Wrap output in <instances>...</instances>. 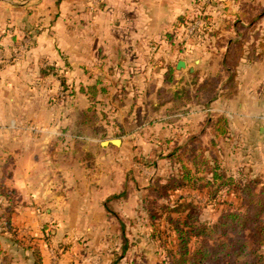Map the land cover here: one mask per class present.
<instances>
[{
    "label": "crops",
    "instance_id": "0c3cea01",
    "mask_svg": "<svg viewBox=\"0 0 264 264\" xmlns=\"http://www.w3.org/2000/svg\"><path fill=\"white\" fill-rule=\"evenodd\" d=\"M202 1L205 0H24L12 9L13 3L0 0V155L11 154L7 160L12 159V166L17 170L9 179L16 181L14 187L21 189L26 184L39 186L29 193V203L24 201L26 198L21 200L15 215L28 216L29 224H23L30 234L28 240L39 243L42 253L45 245L53 248L51 239L44 236L46 227L51 224L55 233L59 231L71 236L75 233L90 234L107 226L113 229V219L107 209L121 215L116 208L119 200L107 202V197L117 193L119 186L117 170L112 164L108 170L106 197L102 195L104 187L97 189L102 193L99 197L90 190L83 191L81 178L92 170V165L87 167L72 155L78 150L73 142L82 139V136L72 133L70 112L61 120H56L52 96L59 81L44 66L58 64L60 58L67 59L70 65L78 63L83 75L78 84L80 87L96 84L106 90L108 86L98 74H112L118 67L127 69V82L136 77H140L145 84L153 81L146 86L150 87V93L158 88H179L178 83L183 82L185 75L187 84L193 88L195 81H202L208 74L220 73L223 80L217 88L221 92L205 106L207 110L191 109L189 119H195V125L202 120L203 125L211 128L215 115H220L229 127L230 120L225 115L230 101L236 98L239 107L244 109L252 100L254 108L259 110L249 122L245 121L243 133L247 132L248 138L260 148L254 149L257 154L249 156L247 143L243 151V167L264 180V34L258 33V27L254 32L249 31L253 26L264 25V18L250 19L246 17V12L243 15L242 10L250 6L243 8L241 1L245 4V1L253 3L255 0H215V9L221 8L222 18L217 32L214 30L211 35L215 37L213 47L200 52L168 47V35L178 17L188 14ZM259 6L264 8V0ZM233 8L236 11L232 12ZM74 24L80 26L79 32L71 31L70 26ZM247 25L250 27L247 28ZM63 26L68 27L64 30ZM245 29H248L247 33ZM237 40L241 43L239 59L236 67L232 68L233 60L228 62L227 56L235 52L234 41ZM193 52L198 54L192 55ZM151 56L158 57L161 63L154 69L147 63ZM172 57L178 58L171 63ZM179 60L184 62V67L177 68ZM167 66L173 67V79L169 83L164 81ZM214 66L216 68L212 69ZM249 70L254 74L253 79L249 80L243 92V71L250 74ZM153 72L159 74L153 76ZM228 72H235V77L226 91L228 87L224 79ZM192 75L196 77L192 80L193 84L188 78ZM132 88L142 89L136 85ZM80 98L79 109H84L88 106L87 94L80 92ZM214 105L220 109L217 110ZM181 114H168L167 108H164L159 120L167 129L170 118L179 116L178 121H188L185 112V117ZM206 117L208 122L204 121ZM118 123L112 122L106 136L91 144V148L96 150L90 152L94 159L97 160L99 154L112 159V153H119L122 142L101 145L102 140L109 139L116 131L123 132L118 129ZM180 127L186 128L184 125ZM228 127L224 131L231 134L233 130L229 133ZM182 129L179 128V131ZM94 163L93 168L96 169V161ZM98 217L100 219L96 221ZM74 241L78 240L57 243L54 248L56 261L62 262L69 252L71 257L75 255L71 252ZM73 259L69 260L70 264H73Z\"/></svg>",
    "mask_w": 264,
    "mask_h": 264
},
{
    "label": "rangeland",
    "instance_id": "374dc122",
    "mask_svg": "<svg viewBox=\"0 0 264 264\" xmlns=\"http://www.w3.org/2000/svg\"><path fill=\"white\" fill-rule=\"evenodd\" d=\"M1 1L13 3L11 7L15 9L16 3L24 0ZM255 1L253 3L245 1V4L241 1L243 8L250 6L242 10L243 15L246 12L248 13L246 17L250 19L264 18V8H260L261 6H259L263 0ZM214 5H217L215 4V0L200 2L197 12L204 13L206 21H203L202 18H197L184 30H177L176 34L173 32L172 36L174 38H171L172 42L168 41V47L172 46L174 50L179 51L183 48L186 49V52L193 51V49L200 52L205 51L210 46L213 47L215 37L213 38L210 33L211 30H216L215 32H217L219 21L222 18L221 8L215 9ZM231 11H236V9L233 8ZM195 13V8H193L187 15L191 17L195 16ZM196 14L199 15L200 13ZM234 14L231 13V15ZM191 24H195V26L197 24L199 28L202 27L201 30L198 29V34L194 30L189 31ZM37 27L35 26L34 28ZM67 27L63 26V29L65 30ZM256 27H258V33L264 34V25L253 26L249 31L254 32ZM79 28L80 26L76 24L70 26L71 31L75 32H79ZM230 30H233V28ZM246 31L248 32V29L244 30V32ZM191 54L197 55L198 53L193 52ZM177 58L173 59L172 57L170 59L171 63ZM148 60L149 62L147 61V63L152 69L161 64L156 56H151ZM44 66L46 68L52 66L57 70L54 76L59 81V85L52 96L56 106L54 107L56 120H61L66 113L70 112L72 116L71 127L75 128L76 113L81 103L80 86L78 85L81 76H83L80 72L81 68L78 63L70 65L69 61L64 58H60L58 64H45ZM215 68L216 66L212 69ZM126 71L125 67H118L112 74H101L102 76L98 74L99 78H101L100 80L108 86L106 92H99L98 94V98L103 102L97 105V112L100 116L99 125L109 129L112 122H119L118 129L123 132L108 137L109 139L119 138L122 140L120 141V144L122 142V148L119 153H112V159H107L105 154H97V160L94 159V156L90 152L91 150L96 152V150L95 148H91V144H95L96 142L94 141L97 140L99 142L101 137L100 135L89 133L81 134L82 139L73 142L78 150L72 152L74 158L79 159L81 164L87 167L92 165V170L81 178L83 179L81 182L84 186L83 191L90 190L93 192L92 194H98V197L103 193V197H106V190L109 189L106 186L109 183V180H107L110 174L108 170L111 164L117 170L116 179L119 182L117 192H122L123 190L127 193V198L122 197L118 199L119 203L116 204L122 220L118 219L117 221L111 216L113 219L112 230L107 226L98 232L90 234L75 233L72 236L59 231L53 232L54 225L51 224L50 227H46L47 233L44 236L51 239L53 248H48L46 245L43 246L44 251L42 256L44 262L46 264H66L67 262L70 264L69 260L74 258L72 260L73 264H110L112 260L116 259V255L121 254V247L125 243L123 238H126L128 250L125 251L116 264H173V258L176 259L179 256L181 244V240L175 234L172 226L176 222L180 224L179 228L185 231L184 237L188 235L189 256L193 251L198 249L202 252L209 250L212 253L210 264H247L253 252L245 250L237 255L236 252L232 253L230 246L233 239L237 237L235 235L236 231H239L238 226L234 224L226 227L219 225L225 221L227 214H239V218L243 220V215H254L258 205H260V213L255 221L247 222L244 228L243 223L239 224L242 227L240 234H243L247 241H249L247 244L250 249H252V241L258 240L260 237L259 233L257 234L252 231L251 228L255 223L261 222L264 219V180H260L256 174L253 175L252 170L249 168L243 167V151H245L244 148L247 146V143H249L248 149L253 150H248L249 156L257 154L258 152L254 151V149L260 148L259 144L248 138L247 132L243 133L245 121L249 122L251 118L257 115V110L259 109L254 108L252 100L243 109V106L242 108L239 107L238 101L235 98L230 101L228 114L226 112L225 115L229 117L230 126H227L228 124L225 122V119L223 120L224 122H218L215 115L211 128H208L205 124L203 125L202 120L199 125L198 123L195 125V119H189L191 109L204 111L206 108L207 110V107L203 106L205 104H199L192 100L186 105V108L188 107L189 110L184 111L188 121L186 119H184V122L179 121L186 128H180L182 131L179 132V130L175 129V122H168L167 129H165L164 124L159 118L161 112L163 114V109H168L172 103L170 101L172 90L163 89L160 92V90L155 89L154 92H151V95L148 89L150 87L147 88L146 86L153 84V81L150 84H145L142 83L140 77H136L134 80L127 82L125 81L128 76ZM250 72V74H246L243 71V92L246 91L245 86L249 80L253 79L252 75L254 74L252 71ZM92 74L93 76L97 75V73ZM155 74H159V72H153V76ZM61 76L65 79L66 87L61 83ZM188 78L191 83L195 79V77ZM182 81L178 83V86L182 87L187 84L186 75ZM135 85L140 86L142 89H133L132 86ZM230 90L232 91V89ZM75 96L77 97L75 98ZM221 99L226 101L223 98ZM152 102L158 104V108L152 109ZM214 106L217 110L220 109L217 105ZM181 113V117L186 116L183 112ZM146 116L150 118V122L146 120ZM186 124L188 125L186 126ZM227 127L229 133L231 129L233 130L231 134L224 131ZM222 129L224 133H221ZM178 132L181 134H178ZM191 134L195 135L196 138L191 140ZM170 138L171 142L176 138V144L184 140L185 144L188 142V144L190 143L193 146L194 152L189 155V159L184 154H178V150L175 153L178 154V157H176L180 159L179 161L160 157L161 154H166L169 150L176 147L173 142L165 141L166 139L170 140ZM202 148L206 149L203 151ZM7 156L11 158L10 153L8 155H0V185L4 184L8 190L15 188L14 192L10 193L8 197L13 199L16 209L17 205H21L20 202L24 198H26L24 201L29 203V193L33 189L39 188V186L26 184L21 189L14 187L13 185L16 181L9 179L17 170L12 166V159L7 160ZM191 156H194V163L190 161ZM94 161H96V169L93 168ZM147 162H150L149 165L146 164ZM181 164L188 168L189 175H192L191 178L188 176L189 178L187 177L188 179L184 180V186L171 188L165 193H157L149 189L145 199L143 198V193H145L143 187L146 183L148 185L153 184L154 179L158 178L164 184L167 182L165 178L170 173L175 172ZM217 174H222L223 178H217ZM7 175L8 177H6ZM226 177L231 179H226ZM99 187H104L102 193L98 191ZM143 201H146L144 205H142ZM146 206L153 208L157 218H150L148 212L145 211ZM192 207H195L197 214ZM126 213L129 216L126 217ZM194 213L196 214V220H192L191 216H189ZM97 219L99 220L100 218H96V221ZM27 220L28 216H25V214L22 216L14 215V223L21 229L18 231V234L22 235L25 239L30 237V234L27 232L28 228L24 226L29 224ZM121 223H123L124 230H121ZM70 239L78 240L74 241V248L71 251L75 255L73 254L74 256L71 257L69 252L66 254V257L64 256L62 262L60 260L56 261L57 254L54 248H56L57 243L59 241L67 242ZM222 242L225 248L229 246L226 249L224 248L223 251L220 250ZM7 243L0 240V250H2L0 259L5 252L7 256V259L2 261V264H26V261L14 250L15 248L13 249ZM219 250L221 251L220 254L216 255ZM233 250H238V247L234 246ZM256 255L264 257V245L257 249Z\"/></svg>",
    "mask_w": 264,
    "mask_h": 264
},
{
    "label": "trees",
    "instance_id": "16d2710c",
    "mask_svg": "<svg viewBox=\"0 0 264 264\" xmlns=\"http://www.w3.org/2000/svg\"><path fill=\"white\" fill-rule=\"evenodd\" d=\"M198 8H199V5L195 7V11L196 13H200L199 15L195 13L194 14L195 16L189 17L187 14H183L178 17L176 23L174 24L173 31L169 33L168 35V39L170 41H171V38H174L172 36L173 32L175 33L177 30H180V29L184 30L186 27H188V25L191 22H194L197 18H202L203 21H206V16L203 15L204 13L201 14V12L199 11L197 12ZM203 25H204V22H203ZM229 27L231 28L230 25ZM246 27L249 28L250 26H246ZM201 28L202 27L199 28L198 25L196 24L193 30L196 34H198L199 33L198 29L201 30ZM213 33H214V30H211L210 35H213ZM234 42H235V48H236L235 52L229 53V56H227L228 62L233 60L232 68L236 67L237 65V61L239 59V49L241 46V43L238 40ZM46 69L47 71L51 73H56L57 71L52 66H48ZM172 70H173V67L169 66L164 73V81L166 83H169L173 79ZM222 77L223 76L220 73L207 75L202 81H198V82L195 81V86H196V87L194 86L195 88H191V86H189L190 84H185L184 86L180 88H176L175 90H172V95L170 97L171 99L170 101H172V103L170 107L167 109L168 114L170 113L173 114L176 112H184L185 110L188 109V107L186 108L187 103H190L192 100H194L195 102H198L199 104L200 103L205 104L203 106H207L213 99H215L218 96L219 92H221L217 88V84L221 80H223ZM234 77H235V72H228V76L226 77V79H224L225 86L228 87L227 89H229L230 83L234 80ZM61 83L63 86L66 87L65 79L62 76H61ZM157 90H160V92H162L163 88H158ZM106 91L107 90L104 87H98L96 84H90L85 87L84 86L80 87V92L87 94L88 106L84 109H79L77 111L76 113L77 115L75 119V128L71 127V131L73 134L80 136L81 134L83 135L84 133H89L92 135H100V137L106 136L107 129L99 125L100 116L98 115V112H97V105L102 103V101L98 98V94L99 92L102 93ZM158 106H159L158 104L154 106V104L152 103L151 108L156 109L158 108ZM146 117H147L146 120H149L148 122H150V118L148 116ZM179 119H180L179 116H176V118L175 117L170 118V123L175 122L176 130H179V128H181L180 127L181 123L178 121ZM216 119L218 120V122L223 121V117H221L220 115H218ZM204 121L208 122V118L206 117ZM179 132L178 134H181ZM116 133L120 134L121 132L119 133V131H116ZM221 133H224L223 129ZM191 135H192L191 140L196 138L195 135L193 134ZM76 139L77 138H75V140ZM175 139L172 142L174 145H176V147L173 148L172 150H169L166 154L165 153L161 154L160 157L161 158L166 157L167 159L169 160L171 159L172 161L173 160L179 161L180 159L179 158L177 159L178 154H181V155L184 154V156L186 155L185 157L189 159V155L192 154V152H194V149L192 148L193 146L190 145V143L188 144V142L185 144L184 140L183 142L176 144ZM165 141L171 142V138L170 140L166 139ZM210 142L212 143V141ZM205 149L206 148H202L203 151ZM176 150L179 151L178 154L175 153ZM190 159H191L190 160L191 162L193 163L195 162L194 156H191ZM149 163L150 162H147L146 164L149 165ZM188 176H190L189 169L184 167L183 164H181L180 167L175 172L170 173V175L165 178L167 182H165L164 184L163 182H160L158 178L154 179L153 184L148 185L146 183V185H144L143 187L144 188L143 191L145 192L143 193L144 194L143 198L145 199L146 193L149 189L157 193H160V192L165 193L171 188H175V187L180 188L185 185L184 180L188 179L189 178ZM216 176L217 178H221V179L223 178L222 174H217ZM191 177L192 175L190 176V178ZM226 179H231V178L226 177ZM147 180H150V179H147ZM243 180L245 179L243 178ZM12 192H14V189L8 190L6 189V186L4 184L0 185V240L6 241V243L8 242L9 244L8 243L7 244L9 246H12L13 249L15 248L14 250H16L19 256L26 261V264H46L43 260L42 251H41V247L39 243L31 242V240L25 239L23 236L18 234V226L14 223V215H15L14 213H15L16 205L14 204L13 199L8 197L9 194ZM122 197L127 198L126 191L122 190V192H117V193H113L109 195L107 197V202L117 201L118 199ZM145 202L146 201H143L142 205H144ZM259 206L260 205H258L256 212H254V215L253 214L251 215L246 214L245 216L243 215V220L239 218V214H236V213L233 215L227 214L225 217L226 218L225 221L219 225L223 227H226L230 224H234L235 226H238L239 231H236V235H235L237 237L233 239L232 244L230 243L229 244L232 248V253L236 252L237 255L245 250H247V252H251V251L253 252V255L249 258V261L247 262V264H264V257H262L261 255L260 256L256 255L257 249L261 247L262 245H264V219L261 222L255 223L253 227L251 228L252 231L256 232L257 234L259 233L260 235L258 240L256 239L252 241V249L248 247L247 242L249 241H247V239L244 237L243 234H240V230L242 229V227L239 226L240 223H243V228H244L247 222L250 223L252 221H255V219L259 216V213H260ZM193 208H194V212L196 213L195 207H192V209ZM107 210L109 211L110 215L114 217L117 221L118 219L122 220L121 215H119L117 212H115L114 210L113 211L109 209ZM145 211L148 212L151 219L157 218L153 208H150V206H146ZM195 213L189 215L191 216L192 220L197 219L196 218L197 213L196 214ZM121 224H122L121 230H124L123 223ZM172 226L174 228L175 234L181 240L179 256L176 259L173 258L174 260V261L172 260V262H174L173 264H210L211 263L210 257L212 256V253L209 250H204L202 252L201 250L198 249V250L193 251L189 256V248L187 244L188 235L184 237L185 231L179 228L180 226L179 223L175 222L174 225ZM123 240L125 243L121 247V254L116 255V259L112 260L110 264H116L119 261V259L122 257V255L125 253V251L128 250V246H126V238H123ZM234 246H237L238 250H233ZM228 247L229 246H227L226 248ZM224 248L225 247L222 242V244H220V250L223 251ZM220 250L218 251V253H216V255L220 254L221 252ZM1 252L2 250H0V253ZM6 257L7 256L5 252V254L0 259V264H2V261H5L7 259Z\"/></svg>",
    "mask_w": 264,
    "mask_h": 264
},
{
    "label": "water",
    "instance_id": "95a60500",
    "mask_svg": "<svg viewBox=\"0 0 264 264\" xmlns=\"http://www.w3.org/2000/svg\"><path fill=\"white\" fill-rule=\"evenodd\" d=\"M177 68L184 67V62L182 60H179L176 64ZM120 142L119 138H110V139H104L101 141V145H107L108 143L118 145Z\"/></svg>",
    "mask_w": 264,
    "mask_h": 264
},
{
    "label": "built area",
    "instance_id": "2783aa9c",
    "mask_svg": "<svg viewBox=\"0 0 264 264\" xmlns=\"http://www.w3.org/2000/svg\"><path fill=\"white\" fill-rule=\"evenodd\" d=\"M194 26H195V24H194V25L191 24V26L189 27V31H190V32L193 30Z\"/></svg>",
    "mask_w": 264,
    "mask_h": 264
}]
</instances>
